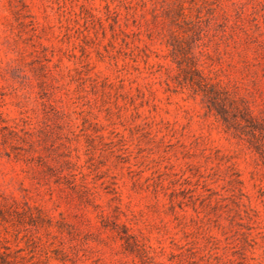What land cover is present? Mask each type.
<instances>
[{
  "label": "rangeland",
  "instance_id": "rangeland-1",
  "mask_svg": "<svg viewBox=\"0 0 264 264\" xmlns=\"http://www.w3.org/2000/svg\"><path fill=\"white\" fill-rule=\"evenodd\" d=\"M0 209L24 264H264V0H0Z\"/></svg>",
  "mask_w": 264,
  "mask_h": 264
},
{
  "label": "trees",
  "instance_id": "trees-1",
  "mask_svg": "<svg viewBox=\"0 0 264 264\" xmlns=\"http://www.w3.org/2000/svg\"><path fill=\"white\" fill-rule=\"evenodd\" d=\"M180 68V75L182 77V83H192L194 82L193 79L190 77L189 69L182 68L181 65H179ZM200 80L195 81V84L198 86V88L203 91L205 87L208 85L207 83H204L201 76ZM219 116L222 118L223 122L227 123V117L226 114L222 113V111H217ZM0 219L3 222L11 223V225H26V226H33L34 221L28 217L27 221L24 219V212H19L17 210H14L12 212L8 210H2L0 209ZM6 239H0V264H24L25 261H29L32 259V256H24L20 253L23 251L20 250H12L11 247L6 245Z\"/></svg>",
  "mask_w": 264,
  "mask_h": 264
}]
</instances>
